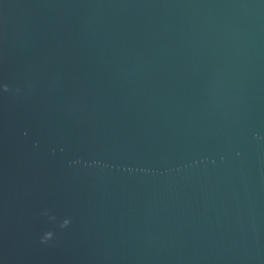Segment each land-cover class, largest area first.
I'll return each mask as SVG.
<instances>
[{
  "label": "water",
  "instance_id": "1",
  "mask_svg": "<svg viewBox=\"0 0 264 264\" xmlns=\"http://www.w3.org/2000/svg\"><path fill=\"white\" fill-rule=\"evenodd\" d=\"M0 264H264V0H0Z\"/></svg>",
  "mask_w": 264,
  "mask_h": 264
}]
</instances>
